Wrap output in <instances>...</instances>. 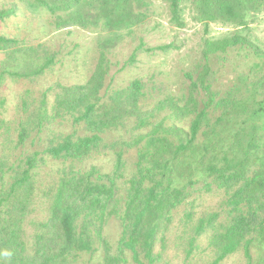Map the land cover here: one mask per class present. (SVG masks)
<instances>
[{
	"label": "trees",
	"instance_id": "obj_1",
	"mask_svg": "<svg viewBox=\"0 0 264 264\" xmlns=\"http://www.w3.org/2000/svg\"><path fill=\"white\" fill-rule=\"evenodd\" d=\"M3 1L0 23L25 8L55 17L56 27L101 28L109 36L87 81L57 83L36 98L25 89L19 119H0L8 139L0 141V264H75L97 246L103 250L98 264H123L127 254L134 264H170L168 251L182 242V264H197L202 261L192 252L204 233L212 249L209 264L234 253L240 264H264V42L252 26L264 13V0H162L174 27L186 26L188 11L203 31L200 57L183 69L185 87L178 95L159 94L138 77L101 94L110 53L104 47L135 38L149 18V0ZM211 24L226 30L211 35ZM135 51L127 63L135 62ZM0 52V84L37 82L53 71L57 53L3 33ZM219 72L228 83L215 82ZM62 115L71 118V133L51 131L43 148L16 152ZM119 131L118 138H105ZM110 155L109 170L96 163ZM47 159L60 165L40 176ZM37 196L40 213L30 219ZM202 196L204 202L196 203ZM208 199L214 202L207 205ZM111 217L120 226L115 249L103 233Z\"/></svg>",
	"mask_w": 264,
	"mask_h": 264
},
{
	"label": "rangeland",
	"instance_id": "obj_2",
	"mask_svg": "<svg viewBox=\"0 0 264 264\" xmlns=\"http://www.w3.org/2000/svg\"><path fill=\"white\" fill-rule=\"evenodd\" d=\"M149 1L151 3L149 18L136 29L134 33L135 38H129L128 44H126L124 38H119L116 40V43L104 47L110 50V53L105 57L107 60V64H105L107 72L104 75V86L101 94L105 92L107 87H122L129 80L136 77L141 78L149 87L155 86L158 90L160 89L159 94L170 92L178 95L184 90L185 82L182 71L190 67L200 57V40L203 33L201 24L189 20L190 14L187 11L186 26L177 29L169 22L166 4L162 0ZM3 2V0H0V3ZM21 9L15 17H11L6 22L0 23V33L19 39L27 44H36L38 42L47 44L51 47V50L57 51V53L53 71H47L45 75L38 78L37 82L6 79L0 84V99L4 100L3 103L0 102V119L11 120L13 123L20 117V112L16 111V107L20 100L19 93L21 91L26 89L28 96L36 98L48 87H53L54 89L57 83L71 84L87 81L97 65L100 51L103 50L101 44L109 36L107 30L101 28L91 30L82 29L74 25L56 27L54 23H57L58 19L55 17L52 18L47 13L34 15L25 8ZM252 26L255 29L254 32L258 40L264 42V13L258 15L256 22ZM225 30L226 28L220 27L219 24L210 25L211 35H217ZM139 38H143L144 46L142 48H137ZM168 43H173L179 46V48L170 49L167 52L155 49L159 45ZM146 48H153L154 50L148 51ZM133 50H136L135 62L127 63V58ZM2 57L3 52H0V59ZM223 71H227V69ZM215 82L219 85L220 83H228V76H222L221 72H219ZM52 94L49 92L48 98L50 102L53 101ZM74 128L75 126L69 116L62 115L61 117H56L51 123L46 124L39 133H32L24 142L25 144L16 149V152L20 150L32 151L33 149H41L46 144V137L51 131L68 134ZM3 135L2 129H0V141H4V139L8 141ZM123 135L124 137L127 136L124 133ZM15 136L16 132L13 133V137ZM119 136L120 131L109 133L105 138L110 141ZM31 137H34V139L32 140ZM124 156L126 158L132 156V150L125 153ZM107 158L108 160L106 158L104 160L98 159L96 163L109 170L113 155ZM46 161L47 163L40 170V176L44 175V171L60 165V161L57 160L47 159ZM195 196L197 195L195 194ZM204 199V196L198 197L196 203H203ZM213 202L211 199H208L207 205H211ZM41 205V199L37 196L34 211L29 216L30 219L36 218L39 215ZM181 210L182 207L179 209V212ZM178 216H176L175 220H177ZM119 230V220L116 217L109 218L104 225L103 233L113 249L116 246ZM178 230V228H173V232L175 233H178ZM25 232L26 240L29 241L32 227L27 224ZM208 236L209 233H204L197 238L196 246L192 252L193 256L197 258L196 260L202 261L200 263L196 262L197 264H209L208 262L212 258V249L208 245ZM182 246L183 242L177 251L172 252L171 249L168 251L170 264H182L184 256V253L181 252ZM102 257L103 250L97 246L94 252L82 254L75 264H98L101 262ZM123 264H134L130 261L129 254H127V261ZM220 264H240L239 254H231L227 260Z\"/></svg>",
	"mask_w": 264,
	"mask_h": 264
}]
</instances>
